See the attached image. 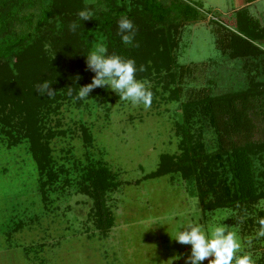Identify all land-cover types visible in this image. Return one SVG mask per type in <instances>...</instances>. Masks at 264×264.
<instances>
[{
    "label": "rangeland",
    "instance_id": "obj_1",
    "mask_svg": "<svg viewBox=\"0 0 264 264\" xmlns=\"http://www.w3.org/2000/svg\"><path fill=\"white\" fill-rule=\"evenodd\" d=\"M185 1L198 4L203 17L186 22L177 18V28L170 32L175 60L187 67L175 83L162 86H178V98H167L161 83L141 80L147 81L153 94L147 109L120 100L107 86L94 88L83 100L62 99L44 123L59 131L48 146L55 170H61L47 187L44 202L26 143L7 147L0 139V264H185L191 245H182L172 236L188 223H198L206 232L226 225L242 243L238 255L250 254L254 264H264V237L253 239L251 247L246 243L259 229L258 219L264 218V198L245 210L236 206L203 210L194 183L177 172L146 176L156 169L161 154L179 152L175 123L187 91L209 88L212 95L239 91L247 88L250 77L264 86V56L227 57L215 46L212 24L207 21L212 15L232 25L226 11L238 0ZM83 2L99 9L105 0ZM247 9L255 16L251 6ZM256 44L264 52V41ZM201 132L206 153H216L208 123ZM219 158V177L230 184L233 162L224 154ZM88 162L105 169L116 182L114 189L104 191V207L112 217L106 230L95 227L91 199L77 191ZM251 166L256 184L264 185L259 176L264 172V151L251 156ZM101 181L97 177L94 184L101 186Z\"/></svg>",
    "mask_w": 264,
    "mask_h": 264
},
{
    "label": "trees",
    "instance_id": "obj_2",
    "mask_svg": "<svg viewBox=\"0 0 264 264\" xmlns=\"http://www.w3.org/2000/svg\"><path fill=\"white\" fill-rule=\"evenodd\" d=\"M82 10L91 11L94 18L80 20L78 13ZM199 10L198 4L185 0H105L99 9L83 0H0V139L7 147L26 143L42 202L47 187L57 179V170L61 172L55 170L48 146L59 131L44 123L62 99H78V87L92 81L95 73L87 68V54L104 44L108 54L135 61L137 80L161 83L167 98L177 99L178 86H162L175 83L187 67L175 60L170 32L177 28V18L185 22L201 20ZM122 16L133 22V43L138 47L122 43L117 25ZM232 18V25H228L218 16H208L217 49L230 58L264 56L256 44L264 41V22L245 7L235 10ZM72 22L79 25L74 33L68 28ZM141 65L144 72L139 71ZM44 81L51 83L54 96L35 91L34 86ZM247 84L245 89L217 95L210 94L209 88L187 91L180 103V119L175 123L179 152L161 154L156 169L146 176L177 172L194 183L203 210L227 206L245 210L250 203L264 198V185L256 184L251 166V156L264 151V86L251 77ZM204 123L213 130L216 153L204 150ZM82 135L89 141L87 133L83 131ZM221 154L233 162L230 184L219 177ZM84 168L77 191L91 199L95 227L106 230L112 217L104 207V191L114 189L116 182L109 172L91 162ZM259 176L264 178V172ZM97 177L102 178V187L94 184Z\"/></svg>",
    "mask_w": 264,
    "mask_h": 264
},
{
    "label": "clouds",
    "instance_id": "obj_3",
    "mask_svg": "<svg viewBox=\"0 0 264 264\" xmlns=\"http://www.w3.org/2000/svg\"><path fill=\"white\" fill-rule=\"evenodd\" d=\"M80 20H88L93 13L82 10L78 13ZM118 35L122 43L138 47L134 44L136 29L133 22L126 16H122L118 22ZM79 25L76 22L69 24L71 32H76ZM54 55V53H53ZM53 57V56H52ZM87 68L95 73L90 84L79 88L77 98L86 99L88 93L97 87H109L119 95L120 100L129 101L132 105H143L145 109L151 107L153 94L147 86V81L136 79L137 67L133 59H125L116 54H108L107 46L98 44L86 56ZM146 69L139 67L140 72ZM35 91L41 95H55L51 83L44 81L36 84ZM71 94V89L69 90ZM260 225L254 237L247 238V245L251 247L253 239L264 237V218L258 219ZM172 238L182 244L191 245V252L185 258V264H254L250 254L238 255L243 251L242 243L236 232L230 231L224 224L211 227L207 232L196 223L181 225Z\"/></svg>",
    "mask_w": 264,
    "mask_h": 264
},
{
    "label": "crops",
    "instance_id": "obj_4",
    "mask_svg": "<svg viewBox=\"0 0 264 264\" xmlns=\"http://www.w3.org/2000/svg\"><path fill=\"white\" fill-rule=\"evenodd\" d=\"M261 2H264V0H252V1H249V2H247L246 0H238V2L233 6V7H231L230 9H228L226 12H227V16H230V19H233L232 17H233V13H234V11L235 10H237L238 8H240V7H245V9H247V8H249L250 6H251V8H252V10L256 13H254L255 14V16H253L252 14H251V11H250V13H249V11H248V13L250 14V15H252L253 17H256V18H258L259 19V21H261V22H264V3H261ZM258 3H260V4H258ZM254 4V6L256 5V4H258V7H253L252 5ZM211 10H213V9H211ZM248 10V9H247ZM213 11H217V9L216 8H214V10ZM212 16V15H211ZM219 18V17H218ZM262 19V20H261Z\"/></svg>",
    "mask_w": 264,
    "mask_h": 264
}]
</instances>
